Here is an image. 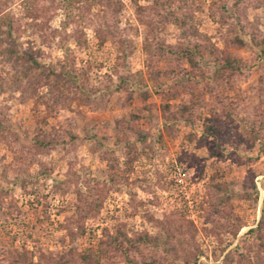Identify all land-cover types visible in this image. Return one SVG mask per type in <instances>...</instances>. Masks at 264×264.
I'll return each instance as SVG.
<instances>
[{
	"label": "rangeland",
	"instance_id": "rangeland-1",
	"mask_svg": "<svg viewBox=\"0 0 264 264\" xmlns=\"http://www.w3.org/2000/svg\"><path fill=\"white\" fill-rule=\"evenodd\" d=\"M235 2L0 0V264H264V7Z\"/></svg>",
	"mask_w": 264,
	"mask_h": 264
},
{
	"label": "trees",
	"instance_id": "trees-1",
	"mask_svg": "<svg viewBox=\"0 0 264 264\" xmlns=\"http://www.w3.org/2000/svg\"><path fill=\"white\" fill-rule=\"evenodd\" d=\"M246 0H236L235 4L237 5V7H239L240 5H242L243 3H245ZM262 3H263V7H264V0H262ZM175 21H177L184 29H188L191 27V17L190 16H186L184 19H177L175 18L174 19ZM243 21V24H242V29L244 28L245 26V19L242 20ZM0 22H2L0 20ZM238 22L241 24V19L238 18ZM250 28L252 29V32H253V36L255 37V46H258L260 47V53L262 54V56H264V34H262L261 32H259V30H257V28L250 24ZM189 37V35H188ZM230 43L234 44V45H237V46H241V45H244V42L236 37V38H232L230 40ZM212 52H214L215 54H219L220 52L217 51V50H214V49H211ZM182 54V58L185 57L187 58V60L190 62L191 65H197L196 62L193 60V56L196 55H200V52H199V48H195V51H191V50H183V52L181 53ZM221 55L223 53H220ZM218 57V56H217ZM31 63H33L34 66H37L39 67V64L35 61V60H32L30 59L29 60ZM218 61L220 62V65H219V68L217 69V75H218V78L220 80L224 79V78H230L232 76L235 75V73H238V62H236L235 60L233 59H230L226 54H224L222 60L220 61V59H218ZM162 97L164 99H170L172 96H170L171 94H161ZM143 97L144 99H146L148 97V94L147 93H143ZM169 110H170V105L169 104H165L163 106V112L164 113H169ZM187 107L185 106H181L179 108V113H184L185 111H187ZM132 118L134 119V121L137 123L138 122V117L137 116H132ZM264 231V216L261 217L258 225H257V228L255 229V234L257 235L258 239L259 240H262L261 244H262V251L264 253V240H263V232ZM251 232H253V230H251ZM116 241V239H115ZM86 259V258H85Z\"/></svg>",
	"mask_w": 264,
	"mask_h": 264
}]
</instances>
